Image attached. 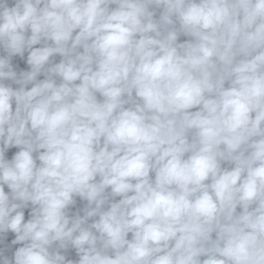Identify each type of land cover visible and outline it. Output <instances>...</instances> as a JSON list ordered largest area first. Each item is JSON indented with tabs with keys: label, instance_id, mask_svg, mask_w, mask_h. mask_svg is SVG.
<instances>
[{
	"label": "clouds",
	"instance_id": "clouds-1",
	"mask_svg": "<svg viewBox=\"0 0 264 264\" xmlns=\"http://www.w3.org/2000/svg\"><path fill=\"white\" fill-rule=\"evenodd\" d=\"M0 264H264V0H0Z\"/></svg>",
	"mask_w": 264,
	"mask_h": 264
}]
</instances>
